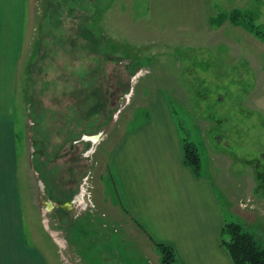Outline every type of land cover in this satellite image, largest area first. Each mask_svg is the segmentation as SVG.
Masks as SVG:
<instances>
[{
  "label": "crops",
  "instance_id": "crops-1",
  "mask_svg": "<svg viewBox=\"0 0 264 264\" xmlns=\"http://www.w3.org/2000/svg\"><path fill=\"white\" fill-rule=\"evenodd\" d=\"M26 5V0H0V264H112L108 256L119 258V264H124L123 257H130L129 264H138L141 254L160 258L158 244L172 247L179 264H234L222 245V229L230 218L262 242L259 172L250 167L232 172L238 159L220 148L223 137L214 142L205 133L214 126L208 116L196 118L189 128V140L203 147L208 158L200 154V174L188 166L184 150L188 139L172 106L174 101L183 105L186 97L165 72L146 68L134 79L132 95L138 104L131 117L121 120L114 135L102 131L107 127L102 125L82 134L81 150L88 162L82 181L88 178L89 198L82 197V201L80 194L76 198L73 173L67 185H61L66 189L40 177L37 199L28 206L31 171H38L35 164L33 170L30 165L35 148L28 146L27 138L33 112L27 77L40 49L29 40ZM22 75L25 84L20 87ZM250 96L242 102L249 109ZM22 105L25 159L17 152V111ZM56 121L51 117V130H59ZM70 124L74 129V118H67L66 128ZM53 134L59 143L60 132ZM69 139L68 147L74 153L75 138L67 134ZM21 160L28 168L24 181ZM46 236L49 248L43 244ZM60 250L66 251L65 257Z\"/></svg>",
  "mask_w": 264,
  "mask_h": 264
},
{
  "label": "rangeland",
  "instance_id": "rangeland-1",
  "mask_svg": "<svg viewBox=\"0 0 264 264\" xmlns=\"http://www.w3.org/2000/svg\"><path fill=\"white\" fill-rule=\"evenodd\" d=\"M26 3L29 40L40 49L27 77L33 94L32 118L29 117L32 132L25 131L23 105L17 111L18 157H26L27 134L28 146L35 148L31 151V169L35 164L38 171H31L28 206H33L37 199L40 177L50 180L51 186L58 182L57 187L63 188L61 185L66 186L68 176L73 173L75 196H79L82 174L88 167L81 150L83 132L102 125L107 126L102 131L114 135L121 120L131 117L138 104L137 96L132 95L134 79L140 69L146 68L157 74L165 72L186 97L187 104L174 101L172 106L187 141L195 119L208 116L214 126L205 133L214 142L223 137L224 145L220 148L238 159L232 172L248 167L254 173L259 172L264 242V0H26ZM248 94L251 109L242 103ZM51 117L57 120L54 126L59 125V130H51ZM67 118H74V129L71 124L66 128ZM54 131L60 132L59 143L55 142ZM67 134L75 138L74 153L68 147L71 141H67ZM197 148L202 158L207 159L208 152L200 145ZM21 161L24 181L28 168L26 161ZM38 233L43 237L39 229ZM43 244L49 248L47 236ZM65 252L60 250L62 256ZM141 255L138 264H158V259L162 264L161 253L160 258L151 253ZM123 258L124 264L130 263V257H127L130 260ZM108 259L112 264L120 263L115 256Z\"/></svg>",
  "mask_w": 264,
  "mask_h": 264
},
{
  "label": "trees",
  "instance_id": "trees-1",
  "mask_svg": "<svg viewBox=\"0 0 264 264\" xmlns=\"http://www.w3.org/2000/svg\"><path fill=\"white\" fill-rule=\"evenodd\" d=\"M185 162L196 173L202 171L201 156L198 148L185 140ZM222 245L232 257L234 264H264V242L247 231L235 221H228L222 229ZM162 264H179L172 247L158 244Z\"/></svg>",
  "mask_w": 264,
  "mask_h": 264
},
{
  "label": "built area",
  "instance_id": "built-area-1",
  "mask_svg": "<svg viewBox=\"0 0 264 264\" xmlns=\"http://www.w3.org/2000/svg\"><path fill=\"white\" fill-rule=\"evenodd\" d=\"M88 187V186H87ZM88 188H86V190H87Z\"/></svg>",
  "mask_w": 264,
  "mask_h": 264
}]
</instances>
